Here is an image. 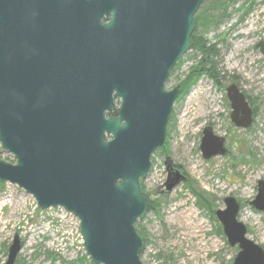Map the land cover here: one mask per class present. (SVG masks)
<instances>
[{"label":"water","instance_id":"95a60500","mask_svg":"<svg viewBox=\"0 0 264 264\" xmlns=\"http://www.w3.org/2000/svg\"><path fill=\"white\" fill-rule=\"evenodd\" d=\"M54 1L0 0V146L15 159L0 160V183L16 184L40 209L72 213L93 263L142 264L135 223L149 200L140 178L165 141L179 88L164 85L190 48L203 0H97L84 19L56 15ZM257 46L264 64V41ZM226 95L232 124L249 128L244 92L230 83ZM116 99L117 116L107 117ZM224 143L211 126L202 129L204 159L225 155ZM180 178L168 177L166 189ZM223 203L215 216L238 248L232 264H264V248L238 219L239 202ZM250 204L264 214V179ZM20 249L15 233L4 264Z\"/></svg>","mask_w":264,"mask_h":264},{"label":"rangeland","instance_id":"374dc122","mask_svg":"<svg viewBox=\"0 0 264 264\" xmlns=\"http://www.w3.org/2000/svg\"><path fill=\"white\" fill-rule=\"evenodd\" d=\"M226 2L229 17L204 34L217 52L211 59L220 83L204 74L181 90L180 82L200 57L190 49L164 85L166 90L178 86L179 94L165 141L153 153L151 167L140 180L146 197L156 207L135 223L146 238L140 254L142 264H232L238 248L228 244L215 216L216 210L224 208L226 196L239 202L238 219L246 225L247 236L264 248V214L250 204L258 180L264 179V64L257 46L264 41V0ZM230 83L239 86L256 110L247 129L235 127L230 120L226 95ZM119 104L116 99L112 108ZM207 125L225 139V155L202 157L199 146ZM0 160L15 161L1 146ZM176 173L182 178L167 190L168 177ZM15 233L21 249L14 264H95L86 253L79 220L72 213L59 206L40 209L16 184L0 183V264L7 259Z\"/></svg>","mask_w":264,"mask_h":264},{"label":"trees","instance_id":"16d2710c","mask_svg":"<svg viewBox=\"0 0 264 264\" xmlns=\"http://www.w3.org/2000/svg\"><path fill=\"white\" fill-rule=\"evenodd\" d=\"M227 0H213L208 2V0H203L199 6L200 9L197 10L195 14V28L191 35V44L189 50H194L198 52V58L196 62L191 68L189 69L188 74L185 75V79L180 82V86L182 91L189 88V86L196 82L197 79L201 75H208L213 81L217 84L220 83V74L215 70L213 65L212 57H216V50L214 49V45L210 44L205 38L204 34L209 28H218L221 23L229 17V14L225 12L227 8ZM172 71V70H171ZM111 110L107 112V115L110 114ZM256 110L253 109V117L255 115ZM14 162V161H13ZM141 192L146 196L144 189L140 186ZM191 191L194 195L199 196L201 198V194L198 193L195 189L191 188ZM206 205L205 207L209 209V205L205 200ZM155 203L149 201V206L147 211L155 210ZM212 212V211H210ZM137 232L142 237L143 242L146 240L143 237V233L141 228L138 227ZM142 252V251H141ZM140 252V254H141Z\"/></svg>","mask_w":264,"mask_h":264},{"label":"flooded vegetation","instance_id":"af4514ba","mask_svg":"<svg viewBox=\"0 0 264 264\" xmlns=\"http://www.w3.org/2000/svg\"><path fill=\"white\" fill-rule=\"evenodd\" d=\"M97 2H98L97 0H55L54 1V9H55L56 15H57L56 11H59V12L68 11L69 13H72V14L78 16V19H84V16L90 10H92L93 7H95L98 4ZM95 11L96 10H94V12ZM107 19H108V15L104 16L102 21L105 22ZM170 73H171V71H170ZM112 107H113V105H112ZM112 107L110 109L111 110L110 114L107 115V113H106L107 117H116L117 116L118 108L114 110Z\"/></svg>","mask_w":264,"mask_h":264}]
</instances>
